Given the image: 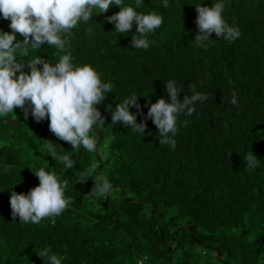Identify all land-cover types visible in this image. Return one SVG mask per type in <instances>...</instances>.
I'll return each instance as SVG.
<instances>
[{"label": "trees", "instance_id": "16d2710c", "mask_svg": "<svg viewBox=\"0 0 264 264\" xmlns=\"http://www.w3.org/2000/svg\"><path fill=\"white\" fill-rule=\"evenodd\" d=\"M217 2L225 5L222 16L239 28L240 37L230 43L212 33L203 42L206 48L197 47L196 6ZM168 5L142 0L137 8L136 0H122L121 6L163 17L146 34V50L132 47L135 22L124 34L108 22L120 10L114 4L78 22L67 37L72 63L91 65L102 83L113 85L95 105L105 120L90 133L100 140L96 151L73 149L57 138L47 118L32 117L29 102L27 116L15 108L0 117V264H49L37 255L46 247L61 264H264V0H168ZM9 24L0 14V31L11 33ZM15 37L23 40L19 33ZM28 47L27 57L19 51L15 57L25 73L36 56L54 65L65 54L46 43ZM169 80L181 90L179 100L193 92L208 95L195 103L191 116H177V132L169 133L174 148L159 143L147 117L151 103L169 100ZM233 93L237 105L230 103ZM132 95L138 107L129 111L145 123L143 133L111 121V111ZM50 143L56 158L49 154ZM249 153L258 159L251 171L244 160ZM62 155L74 167L65 169ZM93 165L91 177L80 183ZM40 168L67 181L64 195L72 203L58 216L22 223L13 218L9 197L38 186L33 171ZM100 176L112 185L106 204L105 196L91 193Z\"/></svg>", "mask_w": 264, "mask_h": 264}, {"label": "clouds", "instance_id": "9594fccd", "mask_svg": "<svg viewBox=\"0 0 264 264\" xmlns=\"http://www.w3.org/2000/svg\"><path fill=\"white\" fill-rule=\"evenodd\" d=\"M142 0H136L139 8ZM119 6L120 10L107 17L113 23L117 33H127L136 24L132 35V47L148 49L149 41L146 34L161 26L163 17L151 12L138 13L132 6H121L122 0H0V14L10 20L12 32L0 31V117H5L15 108L25 110L28 114L26 102L30 103L32 117L37 121L45 118L49 120V130L60 140L68 142L73 149L83 146L88 152L96 151V138L90 133L93 126L102 127L104 117L95 107L112 91L111 83H102L99 74L88 64L75 66L71 53L68 51V35L78 22H88L93 12H106L111 5ZM168 0H163V7L167 8ZM225 5L222 2L208 6H196V25L198 33L194 40L197 47H207L204 41L215 33L216 37L233 42L240 37L238 27L230 26L223 18ZM92 34L91 27L85 29ZM15 33H19L22 41H16ZM54 46L60 52L59 61L51 64L40 56L27 61L29 73L22 71L24 64L17 62L15 57H27L29 45L38 49L42 44ZM37 65H42L38 68ZM19 72V75H17ZM169 100L158 99L151 103L147 117L151 118L159 133V143L175 147L174 136L177 132V116L184 113L191 116L195 111V103L208 99L206 93L193 92L179 100L181 91L169 80L165 83ZM195 85H190L194 89ZM237 105L235 93L230 100ZM130 106H137V96L132 95L118 103L115 111H111L112 124L122 122L135 132L143 133L145 123H137L136 115L129 111ZM185 125L188 121L184 122ZM51 156L56 158V152L48 145ZM65 169L74 167L73 160L68 155H62ZM246 170H253L258 166L257 156L249 153L244 157ZM95 165L82 173L79 182L83 183L94 171ZM39 180L38 186L29 190L27 194L12 191L9 197L13 218L19 217L22 223L38 224L45 217L60 215L72 203V197H65L64 190L67 181H59L54 173L43 168L33 171ZM112 185L106 176H100L91 189L92 195L107 196ZM41 258H47L49 264H61V258L51 253L49 248L37 252Z\"/></svg>", "mask_w": 264, "mask_h": 264}, {"label": "water", "instance_id": "95a60500", "mask_svg": "<svg viewBox=\"0 0 264 264\" xmlns=\"http://www.w3.org/2000/svg\"><path fill=\"white\" fill-rule=\"evenodd\" d=\"M97 136H98V138H99V134L97 133ZM99 139L97 140V142H96V147L98 146V144H99ZM108 197H109V194L106 196V200L104 201V204H106V202H107V200H108Z\"/></svg>", "mask_w": 264, "mask_h": 264}, {"label": "rangeland", "instance_id": "374dc122", "mask_svg": "<svg viewBox=\"0 0 264 264\" xmlns=\"http://www.w3.org/2000/svg\"><path fill=\"white\" fill-rule=\"evenodd\" d=\"M22 111H20L19 113H21Z\"/></svg>", "mask_w": 264, "mask_h": 264}]
</instances>
